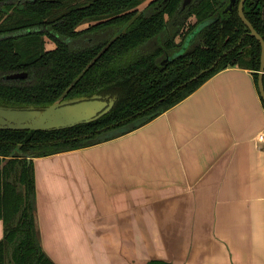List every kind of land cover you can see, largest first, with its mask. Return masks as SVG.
I'll list each match as a JSON object with an SVG mask.
<instances>
[{"label": "crops", "instance_id": "obj_1", "mask_svg": "<svg viewBox=\"0 0 264 264\" xmlns=\"http://www.w3.org/2000/svg\"><path fill=\"white\" fill-rule=\"evenodd\" d=\"M262 133L253 70L230 66L140 127L33 157L44 251L56 264H264Z\"/></svg>", "mask_w": 264, "mask_h": 264}, {"label": "trees", "instance_id": "obj_2", "mask_svg": "<svg viewBox=\"0 0 264 264\" xmlns=\"http://www.w3.org/2000/svg\"><path fill=\"white\" fill-rule=\"evenodd\" d=\"M145 1L0 0V105L42 107L94 93L116 97L111 111L93 122L0 129V264H56L41 243L34 164L26 154L43 157L127 133L230 66L250 68L258 81L262 47L238 14L241 0L228 12L231 0H192L184 9L185 0H153L141 8ZM263 3L246 0L244 13L264 38ZM85 23L90 26L79 28ZM47 38L54 48H47ZM23 71L28 76L5 79ZM15 150L24 156L12 155Z\"/></svg>", "mask_w": 264, "mask_h": 264}, {"label": "water", "instance_id": "obj_3", "mask_svg": "<svg viewBox=\"0 0 264 264\" xmlns=\"http://www.w3.org/2000/svg\"><path fill=\"white\" fill-rule=\"evenodd\" d=\"M190 2L185 0L183 7ZM235 0H231L229 7L232 8ZM246 0H241L239 3L238 14L245 25L249 28V34L255 36L262 47L260 71L258 75V88L261 98L264 100V38L254 28L252 23L244 13ZM208 22V21H207ZM206 22L200 23L188 36L184 45L179 52L187 48L189 43L193 41L197 35V31L203 27ZM27 72L8 74V78H23ZM116 97L110 95L103 96L102 94L94 93L92 96H76L74 98H62L55 100L53 103L46 106L37 107L28 105L24 107L3 106L0 105V129L1 130H59L60 128H70L81 123L93 122L95 119L109 113L114 107ZM117 133V131H114ZM110 135V134H109ZM119 136V135H118ZM17 157H23V153L15 150L12 154ZM25 157L32 160V156L26 154Z\"/></svg>", "mask_w": 264, "mask_h": 264}, {"label": "rangeland", "instance_id": "obj_4", "mask_svg": "<svg viewBox=\"0 0 264 264\" xmlns=\"http://www.w3.org/2000/svg\"><path fill=\"white\" fill-rule=\"evenodd\" d=\"M150 1H153V0H146L143 4H142V6H141V8H143V7H145L146 5H148V3L150 2ZM90 26V23H85V24H82L81 26H79V28H87V27H89ZM47 48L48 49H50V48H54L55 47V43L52 41V40H50V39H48L47 38ZM166 262V261H165ZM167 262H169V261H167Z\"/></svg>", "mask_w": 264, "mask_h": 264}, {"label": "flooded vegetation", "instance_id": "obj_5", "mask_svg": "<svg viewBox=\"0 0 264 264\" xmlns=\"http://www.w3.org/2000/svg\"><path fill=\"white\" fill-rule=\"evenodd\" d=\"M191 1H192V0H190V2H191ZM184 2H185V1H184ZM190 2H188V3L186 4V6H187ZM245 3H246V2H245ZM183 4H184V3H183ZM229 4H230V1H229V3H228L227 7L225 8V11H227V12H228L229 9H230ZM186 6L183 7V5H182V8L184 9ZM263 10H264V3H263ZM106 32H107V31H104V32L102 31V32H100L99 34H100V35H103V34H106ZM94 34H95V33H94ZM108 35H109V34H108ZM90 39H91V38H90ZM83 40H84V39H83ZM83 40H82V41H83ZM79 42H81V41H79ZM83 42H84V41H83ZM23 72H27V71H23ZM23 72H14V73H23ZM9 74H12V73H9ZM7 75H8V74H6L5 79L8 78ZM26 76H28V72H27V75H26ZM26 76H24V77H26ZM24 77H23V78H24ZM8 79H22V78H8Z\"/></svg>", "mask_w": 264, "mask_h": 264}, {"label": "built area", "instance_id": "obj_6", "mask_svg": "<svg viewBox=\"0 0 264 264\" xmlns=\"http://www.w3.org/2000/svg\"><path fill=\"white\" fill-rule=\"evenodd\" d=\"M259 138L261 142H264V133H262Z\"/></svg>", "mask_w": 264, "mask_h": 264}]
</instances>
